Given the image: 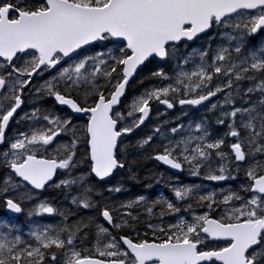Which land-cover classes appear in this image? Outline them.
Returning a JSON list of instances; mask_svg holds the SVG:
<instances>
[{
  "label": "snow or ice",
  "instance_id": "6c2138e0",
  "mask_svg": "<svg viewBox=\"0 0 264 264\" xmlns=\"http://www.w3.org/2000/svg\"><path fill=\"white\" fill-rule=\"evenodd\" d=\"M0 209V264H264V0H0Z\"/></svg>",
  "mask_w": 264,
  "mask_h": 264
},
{
  "label": "trees",
  "instance_id": "16d2710c",
  "mask_svg": "<svg viewBox=\"0 0 264 264\" xmlns=\"http://www.w3.org/2000/svg\"><path fill=\"white\" fill-rule=\"evenodd\" d=\"M155 167V165L153 164V162L151 161H145L142 165H141V172L140 175L141 177H143L144 175H146L148 173L149 170L153 169ZM160 170H164V168L162 166H160ZM181 178L185 181L188 182L189 180H195L192 178L187 177L186 175H181ZM197 182V181H196ZM132 192L133 193H152L153 195H159L160 192L165 194V195H170V193L168 192V190L166 188L161 187L160 185H154L153 188H144L142 184H134L131 181L129 182ZM160 189V191H159ZM8 217L10 219V222L13 221V218L9 217L6 213L4 212H0V220L2 218ZM16 223L21 224L22 226H25V231L27 230L26 228V221L25 218L23 216H20L19 218H17L15 220Z\"/></svg>",
  "mask_w": 264,
  "mask_h": 264
},
{
  "label": "rangeland",
  "instance_id": "374dc122",
  "mask_svg": "<svg viewBox=\"0 0 264 264\" xmlns=\"http://www.w3.org/2000/svg\"><path fill=\"white\" fill-rule=\"evenodd\" d=\"M190 178V177H189ZM192 179H195V178H192ZM197 182H199V181H197ZM159 191H160V189H159ZM161 193V192H160ZM0 212L2 213V212H4L5 213V211L3 210V209H0ZM2 220H9L10 221V219L8 218V217H5V218H2L0 221H2Z\"/></svg>",
  "mask_w": 264,
  "mask_h": 264
},
{
  "label": "water",
  "instance_id": "95a60500",
  "mask_svg": "<svg viewBox=\"0 0 264 264\" xmlns=\"http://www.w3.org/2000/svg\"><path fill=\"white\" fill-rule=\"evenodd\" d=\"M161 166H162V165H161ZM162 167L164 168L165 166H162ZM5 212H6V211H5ZM6 214L9 215V216H11V217H14V215H15V214H9V213H7V212H6Z\"/></svg>",
  "mask_w": 264,
  "mask_h": 264
}]
</instances>
